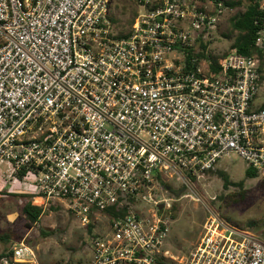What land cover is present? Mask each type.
Returning a JSON list of instances; mask_svg holds the SVG:
<instances>
[{"label":"built area","instance_id":"built-area-1","mask_svg":"<svg viewBox=\"0 0 264 264\" xmlns=\"http://www.w3.org/2000/svg\"><path fill=\"white\" fill-rule=\"evenodd\" d=\"M112 1L0 0V175L84 226L128 207L90 240L85 264H264V239L213 213L186 255L163 245L180 197L168 177L193 186L232 151L264 170L257 58L229 51L214 70L187 57L232 8L134 0L120 36ZM34 255L19 241L12 263Z\"/></svg>","mask_w":264,"mask_h":264},{"label":"rangeland","instance_id":"rangeland-1","mask_svg":"<svg viewBox=\"0 0 264 264\" xmlns=\"http://www.w3.org/2000/svg\"><path fill=\"white\" fill-rule=\"evenodd\" d=\"M246 3L247 0H241ZM114 11L111 21L116 31L128 26L130 11L136 7L134 0H113ZM264 2V0H263ZM241 6L234 8L238 10ZM231 9L228 14L235 10ZM227 14V15H228ZM229 31V30H227ZM215 33V36H218ZM233 40L221 35L212 45L222 51ZM260 43H264V31ZM264 61V58H263ZM264 67V65H263ZM264 101V73L259 83L253 106ZM247 162L236 152L218 162L216 169L225 172L228 182L214 170L196 180L193 186L178 183L169 178L174 193L180 196L172 202L169 233L164 247L178 258L187 254L193 243L203 232V225L210 215L217 214L226 222L249 229L264 239V170L257 176H246ZM7 168V164L3 165ZM14 178L0 175V254L7 253L19 241H25L34 251L33 263H12V254L0 257V264H85L91 256V243L86 228L71 214L58 207L43 206V212L36 223L30 224L22 213V206L32 198L34 204H42L33 192ZM165 196L168 193H164ZM93 233L99 236L110 232L106 216L93 215Z\"/></svg>","mask_w":264,"mask_h":264},{"label":"trees","instance_id":"trees-1","mask_svg":"<svg viewBox=\"0 0 264 264\" xmlns=\"http://www.w3.org/2000/svg\"><path fill=\"white\" fill-rule=\"evenodd\" d=\"M225 5H228L232 9L241 6L238 10H235L232 14H228V11L223 16V19L218 24V27L212 32V38L207 41H198L194 47L187 49V57L191 58L192 56H197L199 59H205L209 61V65L215 70L217 68L218 58L225 55L229 51H235L241 54H251L254 55L259 62V83L263 77L264 73V43H260L261 32L264 31V2L263 0H247L246 3H243L241 0H223ZM136 12V7L130 11L128 16L129 24L126 29L120 28L118 35L124 36L129 33L130 25L133 22L134 15ZM228 14V15H227ZM229 30L233 33L232 42L226 46L222 51H216V45L211 43L221 38V35L229 36ZM215 33H218V36H215ZM197 46V47H196ZM196 47V49H195ZM256 94L252 100V107L254 109L264 108V101L258 106H253V101ZM218 163L214 167L207 170L205 174H208L212 171H216L220 177L223 178L224 184L228 182L227 175L224 171L216 169ZM258 170L247 165L245 170L246 176L254 177L257 176ZM23 172L20 171L17 175L18 179H21ZM32 195L31 197H33ZM60 208L59 206L49 205V208ZM61 209V208H60ZM43 212L42 204H34L32 198L29 199L22 206V213L28 220L30 224H34L38 221L39 216ZM102 212L107 216L108 220H112L115 217H123L128 213L127 206H116L111 205L102 210ZM172 217V214L170 215ZM92 215L90 216L89 222L85 225L87 237L89 241L92 238L97 237L96 233H93V222ZM12 254L13 258V248L7 253L0 254V257L9 256ZM160 264L167 263L165 258L160 257Z\"/></svg>","mask_w":264,"mask_h":264},{"label":"water","instance_id":"water-1","mask_svg":"<svg viewBox=\"0 0 264 264\" xmlns=\"http://www.w3.org/2000/svg\"><path fill=\"white\" fill-rule=\"evenodd\" d=\"M162 207V205H159V208Z\"/></svg>","mask_w":264,"mask_h":264}]
</instances>
